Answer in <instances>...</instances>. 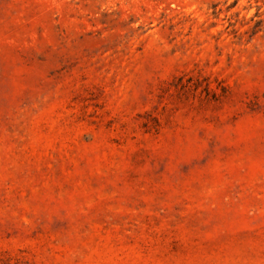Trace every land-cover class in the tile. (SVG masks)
Returning <instances> with one entry per match:
<instances>
[{"label": "rangeland", "instance_id": "rangeland-1", "mask_svg": "<svg viewBox=\"0 0 264 264\" xmlns=\"http://www.w3.org/2000/svg\"><path fill=\"white\" fill-rule=\"evenodd\" d=\"M0 264H264V0H0Z\"/></svg>", "mask_w": 264, "mask_h": 264}]
</instances>
